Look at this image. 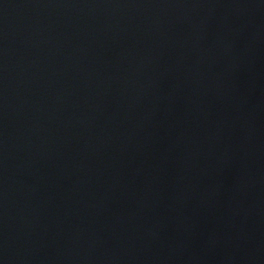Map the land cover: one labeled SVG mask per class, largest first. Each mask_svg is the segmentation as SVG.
<instances>
[{"label":"water","instance_id":"1","mask_svg":"<svg viewBox=\"0 0 264 264\" xmlns=\"http://www.w3.org/2000/svg\"><path fill=\"white\" fill-rule=\"evenodd\" d=\"M0 264H264V0H0Z\"/></svg>","mask_w":264,"mask_h":264}]
</instances>
